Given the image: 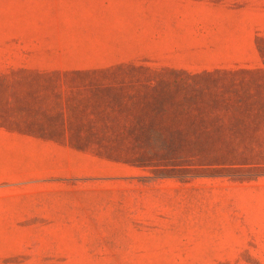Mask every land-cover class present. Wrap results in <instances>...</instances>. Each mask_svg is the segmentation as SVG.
Here are the masks:
<instances>
[{
  "label": "rangeland",
  "instance_id": "rangeland-1",
  "mask_svg": "<svg viewBox=\"0 0 264 264\" xmlns=\"http://www.w3.org/2000/svg\"><path fill=\"white\" fill-rule=\"evenodd\" d=\"M117 9L222 25L256 55L100 66L116 52L82 27ZM0 103H153L155 123L85 152L0 127V264H264V114L246 107L264 103V0H0Z\"/></svg>",
  "mask_w": 264,
  "mask_h": 264
},
{
  "label": "crops",
  "instance_id": "crops-1",
  "mask_svg": "<svg viewBox=\"0 0 264 264\" xmlns=\"http://www.w3.org/2000/svg\"><path fill=\"white\" fill-rule=\"evenodd\" d=\"M116 7L126 8L121 4ZM102 12L100 20H90L81 31L88 44H99L104 50L112 46L116 52L100 66L127 63L151 67L145 61L155 57L162 69L196 73L228 69L225 67L229 64L224 61L228 52L250 50L256 55L252 40L245 44L231 40L227 43V33L222 25L178 19L169 21L166 12H158L153 19L152 12L145 9ZM229 38L232 39L231 34ZM137 58L140 60L136 61ZM152 106L153 103H0V127L85 152L87 141L127 139L129 133L136 131L150 134L155 123L146 112H150ZM246 107L264 114V103H248ZM143 136L151 138V135ZM158 205L161 206L159 202Z\"/></svg>",
  "mask_w": 264,
  "mask_h": 264
},
{
  "label": "trees",
  "instance_id": "trees-1",
  "mask_svg": "<svg viewBox=\"0 0 264 264\" xmlns=\"http://www.w3.org/2000/svg\"><path fill=\"white\" fill-rule=\"evenodd\" d=\"M118 65H124V64H118ZM164 70L165 71H169L171 73L183 72V73H186V74L191 75V76H195V75H198L200 73V72L190 73V72H187L185 70H177V69H172V68H164ZM234 70L235 69H218V70H215V71H202L201 73H212V72H216V71H234ZM240 70H244V69H240Z\"/></svg>",
  "mask_w": 264,
  "mask_h": 264
}]
</instances>
